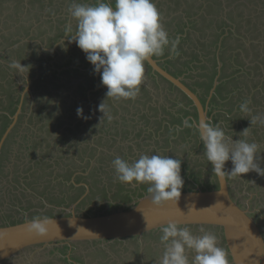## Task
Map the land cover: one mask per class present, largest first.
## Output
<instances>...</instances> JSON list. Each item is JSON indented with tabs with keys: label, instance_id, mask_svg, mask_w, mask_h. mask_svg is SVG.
I'll use <instances>...</instances> for the list:
<instances>
[{
	"label": "rangeland",
	"instance_id": "1",
	"mask_svg": "<svg viewBox=\"0 0 264 264\" xmlns=\"http://www.w3.org/2000/svg\"><path fill=\"white\" fill-rule=\"evenodd\" d=\"M181 1L177 3L179 9H182V5L189 8L196 3L193 0ZM197 1L195 7L197 12L202 14L204 12L206 15L216 13L217 17L221 15L217 10L221 3L225 7L222 13L227 17L229 23L233 22L228 19L227 12L233 9V18L238 23L223 29L230 33L234 45L236 38H241V40L263 38L264 42V0ZM0 2V9L6 15L3 16L4 19L0 23V64H4L2 66H7L9 69L8 75L0 69V110L4 106V102L10 104L7 98V89L20 102L23 98L22 107L25 103V108L23 112L21 111L24 114L13 123V127L16 124L15 130L12 132V128V137L7 138L8 145L4 154L0 156V225L21 222L27 218L59 215L63 212L66 213L67 210L70 212L74 204H76L75 212L77 214H102L109 210L114 211L126 207L125 203L131 200L137 201L143 195L150 193L147 192L150 187L147 182L122 183L116 178L112 166V160L116 156L131 163L142 154L168 155L182 161L181 176L184 179L182 191L218 187L212 166L203 154L204 146L194 123L197 115L191 117V112L195 108L190 99L181 91L171 87L170 83L162 80L152 71L149 72L150 75L147 74L149 68L146 67L144 81L148 77L151 79V76H156V78L150 83L151 93L148 94L147 91L138 93L139 97L141 95V99L138 96L130 101L107 99V86L102 85L101 77L100 75L97 77L98 73L96 72V87L86 89L84 86L81 93L75 92L83 81L88 88L89 85L85 82L86 79L83 80L84 75H75L72 69L93 70L94 67L86 59V53L69 38L75 34L76 30V21L68 12L69 6L74 2L72 0L53 1L54 3H50V7L46 9V14L43 13L44 19H40L35 11L38 9L37 7H40L41 1L8 0ZM17 3L20 8L15 12L14 6ZM45 3L47 4V2ZM86 3L89 2L83 0L77 2V4ZM211 3L212 6H210ZM7 5L12 8L8 9ZM210 7H212L211 10H209ZM49 8L51 12L47 14ZM14 19L19 21L14 23ZM61 19H65L66 23H70L72 26L66 27V40H63L64 36H62L54 41L55 27L46 25H51L53 20L61 21ZM168 21V24L172 26L179 24L178 19L170 18ZM40 24L43 25L37 28ZM15 25H20V27L16 29ZM163 25L165 24L163 23ZM188 28H191L189 24ZM15 29L22 34L21 37L25 39L24 41H28V38L34 36L30 42L31 46L27 47L29 50L24 48L25 52L21 56L17 50L11 51L14 46L18 45L11 44L17 38V36H12ZM210 32L205 35V48L203 45L201 53L212 47L207 42L212 35ZM3 33L5 35H2ZM52 34L53 37L48 39L47 44L44 40ZM253 35L254 37L258 35V37L254 39ZM39 36L44 38L40 39ZM195 40L196 38L192 35L182 41V46L184 45L188 51V54L185 53V57L191 58L189 53H198L197 49L200 51L199 46L201 48V45L197 42L198 47H196ZM49 44L53 45L49 46ZM59 45H61L60 49ZM226 48L227 55L234 54L233 45L226 46ZM54 52L58 53L54 54ZM13 61H20L25 66L23 72L9 67ZM57 61L68 62L56 67L54 63ZM247 61L246 67L238 68V73L235 75L238 80H243L240 77L241 73L247 72L249 75V72L253 71L255 74L257 68L260 67L258 64H252L253 62H250L249 59ZM230 62L232 64L229 65L228 70L233 72L238 66L234 65L233 60ZM68 63L69 65H67ZM176 65L181 67L183 63L176 61L175 65H172L177 70ZM198 70L195 68L196 72ZM198 75L196 74V77ZM201 78L202 76L193 79L194 83L196 80L200 82ZM262 81L264 82V79ZM247 82H254V80L248 78ZM160 83L161 86H159ZM164 84L167 87L166 90H163ZM195 85L198 86V84ZM140 90H142L141 87ZM200 92L205 102L207 95ZM262 93L264 94V91ZM236 95H238L236 99L239 103L234 98L233 101L227 99V101H222L223 106L221 102L220 105L215 106L212 112L209 110V115H212V117L209 116V123L213 126L219 124L226 137H232L234 141L241 138L248 142H256L260 152L258 163L263 168L264 126L253 125L248 129V135H243V130L250 127L251 122L249 119L246 122L243 117H238L244 116L240 107L237 108L243 100L242 93L237 92ZM243 95H246V92H243ZM62 98L63 100H61ZM48 100H51V103L48 104ZM104 101L107 106L106 111L111 116L110 120L104 117V114L99 110V105ZM45 102L47 105H44ZM115 106L118 108V112L111 109ZM259 106L262 109L260 112L263 111L264 105ZM81 107L87 119L77 115V109ZM224 110L225 112H223ZM50 113L57 117L51 118ZM254 115L259 114L254 111L252 116ZM11 117L13 122L14 115ZM186 120L191 126L184 125ZM62 147L67 149L60 151L59 149ZM225 166L230 171L233 166L231 160L227 161ZM228 175L233 197L243 208L249 210L264 233V176L256 171L235 177L231 176L229 172ZM76 183L80 185H75ZM122 202H124V206H118V204L122 205ZM133 203L127 204L126 208L131 207L129 205ZM201 228L216 236L218 246L225 250L229 264H233L223 243L220 230L199 226L189 229L194 235L199 236L204 234L200 231ZM154 233L147 234L146 246H156V249L161 250L163 246L161 239H158V236L154 239V235H152ZM132 240L137 244L126 245L121 242L120 244L105 240L94 243L79 242L77 246L73 245L76 243H72L71 246L68 244L50 246L36 252L31 251L35 254L26 264H65L67 260H74L75 256L81 257L84 264H135L136 262L150 264V259L145 258L146 251H143L144 256L140 261L134 260L139 258L136 255L145 245L143 242L140 243L138 237ZM127 242L129 243V241ZM188 255L191 257L194 255L192 250H188ZM106 260L110 261L105 262Z\"/></svg>",
	"mask_w": 264,
	"mask_h": 264
},
{
	"label": "clouds",
	"instance_id": "2",
	"mask_svg": "<svg viewBox=\"0 0 264 264\" xmlns=\"http://www.w3.org/2000/svg\"><path fill=\"white\" fill-rule=\"evenodd\" d=\"M68 12L76 21L75 34L69 37L70 41L86 53L94 72L100 74L102 85L107 86V99L135 98L144 81L145 62L153 56L164 55L165 47H169L170 54L176 53L180 43L179 36L170 41L153 0H115L114 7L104 0H96L95 4L73 3ZM9 67L23 72L25 66L20 61H13ZM250 103L245 101L240 105V110L251 122V126L243 130L244 136L253 125L264 126V114L250 115ZM106 108L105 101L99 105L104 117L110 120ZM77 115L87 119L82 107L77 109ZM184 125L191 126L187 120ZM197 128L204 146L203 154L218 177L224 178L229 160L233 166L227 171L233 177L250 171L264 176V168L258 163L260 152L256 142L241 138L234 141L232 137H226L219 124L213 126L204 120L199 121ZM181 163L180 159L159 154H142L131 163L120 156L112 160L120 182L150 184L148 191L156 205L177 204L180 199L184 186ZM50 223L48 218H33L27 228L29 232L44 235ZM200 231L204 234L197 236L188 227H179L177 221H169L162 227L160 239L164 251L160 264H229L216 236L203 228ZM188 250L194 253L191 259Z\"/></svg>",
	"mask_w": 264,
	"mask_h": 264
},
{
	"label": "water",
	"instance_id": "3",
	"mask_svg": "<svg viewBox=\"0 0 264 264\" xmlns=\"http://www.w3.org/2000/svg\"><path fill=\"white\" fill-rule=\"evenodd\" d=\"M146 62L155 75L170 82L191 100L197 114L194 120L196 127L201 120L209 122L208 106L197 92L181 77L162 67L154 57ZM21 102L14 114V121L1 138L0 153L13 123L22 111ZM215 176L218 187L181 191L177 204L166 202L156 205L152 202V193L143 195L129 208L102 214H77L74 204L70 212L67 210L59 215L38 218L52 221L44 235L28 231L27 225L32 220L28 218L0 225V264H26L36 251L50 246L143 237L162 230L163 226L173 220L178 222L179 227L199 226L220 230L233 264H264V233L261 226L249 210L243 208L233 197L226 172L223 179L216 174ZM33 250L35 252H31Z\"/></svg>",
	"mask_w": 264,
	"mask_h": 264
},
{
	"label": "crops",
	"instance_id": "4",
	"mask_svg": "<svg viewBox=\"0 0 264 264\" xmlns=\"http://www.w3.org/2000/svg\"><path fill=\"white\" fill-rule=\"evenodd\" d=\"M27 1H29V0H27ZM30 1H32V0H30ZM53 1L54 2H57V1L58 2H65V0H57V1L56 0H42L43 5H42V3H40V8L37 7L38 9L35 10L38 13V16L40 17V19H44L45 15H43V13L46 14V9L48 7H50L49 5ZM72 1L74 3H77V2H80L82 0H72ZM83 1L89 2L86 4H95L96 3V0H83ZM193 1L198 3L197 0H193ZM45 2H47V4ZM104 2H109L114 7L115 0H104ZM153 2L155 3V5H157L156 7L161 14V23L165 24L163 26L168 33L170 41L175 39L178 35L180 37V43L177 47L176 53L170 54L169 47H165L164 55L153 56V57L155 59H157L158 62L161 64V66L164 67L166 70H168L170 73H172L173 75H175L177 77H181L183 79V81L191 89H193L195 92H197L199 95L201 94L200 91H202L205 96L207 95L205 102H204V99H202L201 95H200V97H201L203 103L207 104V106H208V115H209V110H211L210 112H212V110L215 109V106L220 105L222 101H225V100L227 101V99H232V101H233V98H234V100L237 101L236 98L239 95V94L236 95L237 92H240V94L242 93V100L244 102L245 101H251V103L249 104V107L252 110L250 115H252L254 111L258 114H264V110L260 112V110H262V109L259 106V105H264V94L262 93L264 91V82L262 81V79H264L263 57L259 58L258 56L254 55V51H252L251 53H247L241 47L240 48L237 47V46H239V44L244 43V47L250 48V43H251L250 40L251 39L250 40H245V39L241 40V38H236L234 40L235 45H233L234 46V54H231V55L228 54L227 55L228 51H227L226 46H231V45L226 43L224 46H222L223 45L222 42H224L223 36L219 35L218 37H216V34L218 33V32H216V31H218V25L222 24L223 20L229 24V26L224 25L223 28H226V29L230 28L231 23L228 22L227 17H225L224 13H222L223 11H221L220 12L221 15L219 17H217L215 15L216 13H214V15H209V14L206 15V14H204V12H203V14L197 12L195 9L196 3L194 5H191V7H189V8L186 6L183 7V5H182V9H179V7L177 6V3L182 2L181 0H153ZM210 6H212V3ZM62 9L65 10L64 8H62ZM211 9H212V7L209 8V10H211ZM48 11L49 12L47 14H49L51 12L50 8ZM213 11L215 12V10H213ZM227 14H228V12H227ZM170 18H172L173 20L178 19L177 22H179V24L178 25L175 24L174 26L169 25L168 19H170ZM217 18H220V19H217ZM62 21H64V22H62ZM202 21H204V22H202ZM31 24L33 25V23H31ZM188 24L191 26V28H188ZM51 25H53L55 27L60 25L61 27H64V28H66L67 26L69 28V25L72 26L70 23H66L65 19H61V21L53 20ZM207 28L209 29L208 31H207ZM65 31H66V29H65ZM209 31H211L210 34H212V35L209 37L210 38L209 40L207 39L208 40L207 42L212 47L208 48V51H206V52L204 51V53H201V49H202L203 45L205 48V41H206L205 35ZM227 32L228 31H225L226 35L228 34ZM66 35H67V32H65L63 36L66 37ZM192 35L196 38V40H195L196 47H198V45H197V42H198L201 45V48L199 46L200 51L197 49L198 53H195V52L192 54L189 53V55H191V58H190V57L184 56L185 53L188 54V51H187V49H185L186 47H184V45L182 46V41H184L186 39V37H188V36L191 37ZM215 38H217V39L215 40ZM47 40L48 39L46 38V40H44V41H47ZM232 41L233 40L231 38L229 40V42H232ZM221 53H223V55ZM237 54H239L238 58H235L237 56ZM229 57H230V59H229ZM247 59H249L250 62H253L252 64H258L260 67L257 68L258 70L255 72V74L253 71L249 72V75L247 74V72H243V73L240 72L242 74V75H240V77L243 80H238L235 75L238 73V68H240V66H245V64H247V62H248ZM231 60L234 61V65L236 64L238 66L237 68L234 69L233 72H229V70H228L229 65L232 64V62H230ZM176 61L183 63V66H181V67L176 65V68L179 71L178 73H177V70L172 67L173 64L175 65ZM144 67H145V74L147 72L146 67L149 68V71L147 74H149L150 71H152V73L154 74L153 70L151 69V67L149 66V64L147 62H145ZM179 68H181V69H179ZM195 68L199 69L198 72L195 71ZM196 74H199L197 77L202 76V78H201L200 82L196 80V82L194 83L193 79L197 78ZM99 75L100 74L98 73L97 77ZM251 76H253V78H251ZM151 77H152L151 79L148 77L145 79V81L142 82L143 85L146 87L145 90L149 91L150 93L152 92L151 91L152 88L150 87V83H152L153 79L156 78V76H151ZM158 77H160L164 81H167L164 78H162L161 76H158ZM248 78L253 79L254 82H250V83L247 82ZM168 83H170V82H168ZM195 84H198V86ZM170 85H172V84L170 83ZM159 86H161V83ZM172 86H174V85H172ZM164 89L165 90L167 89L165 84H164L163 90ZM241 89H243V90H241ZM212 90H214L213 93H212ZM243 92H246V95H243ZM248 93H250V94L248 95ZM243 101H242V103H243ZM240 105H238L237 108H239ZM222 106H223V102H222ZM223 112H225V110ZM196 115H197L196 110L191 112V117L192 116L196 117ZM245 115L246 114L244 113V116H238V117H240V118L243 117V120H245L246 122L248 119L250 121V118L245 117ZM19 117H20V115H19ZM210 117H212V115ZM10 125L11 124H9L7 126L6 130L8 129V127ZM254 126H258V124L254 125ZM15 127H16V124L14 125L13 130ZM6 130H5V132H6ZM10 134H11V132H10ZM10 134H8L7 138L9 137ZM7 138L5 139V141L3 143L2 150L5 146ZM252 138H254V136H252ZM2 150H1V152H2ZM75 185H80V184L76 183ZM147 192H149V191H147ZM131 202H135V201L131 200V201L125 203L126 207H128L127 204H129ZM123 204H124V202H122V205L118 204V206H124ZM131 205H129V206H131ZM122 208H124V207H122ZM107 212H110V210ZM78 214H81V213H78ZM160 233H162V230L155 231V233L152 234V235H154V239H156L157 238L156 236L159 235ZM144 236L141 238H139V237L138 238H139L140 243L143 242V244L146 246V244H147L146 243V237H144ZM134 238H136V237H134ZM132 239L133 238H127L125 240H119V243L121 242V243H124L126 245H130V243L137 244V242H133ZM127 241H129V243ZM152 244H155V243H152ZM145 246L141 247V250H143ZM67 261H65L66 262L65 264H71L70 261H68V262ZM74 261L77 262L76 264H84V261L81 259V257H80V260L75 259Z\"/></svg>",
	"mask_w": 264,
	"mask_h": 264
},
{
	"label": "trees",
	"instance_id": "5",
	"mask_svg": "<svg viewBox=\"0 0 264 264\" xmlns=\"http://www.w3.org/2000/svg\"><path fill=\"white\" fill-rule=\"evenodd\" d=\"M0 1H8V0H0ZM19 2H21V0H18ZM38 1H41L42 2V0H38ZM1 3V2H0ZM42 5H43V2H42ZM8 7V9H11L12 8V6H9V5H7ZM11 7V8H10ZM20 8V6L18 5V3L14 6V10H15V12H17L16 10H18ZM40 8V7H39ZM42 8V7H41ZM217 10H219L220 12L221 11H224V6L220 3L219 4V8L217 9ZM233 9L232 10H230L229 12H228V14H229V19H230V21L231 22H233V23H231L230 24V26H232V24L233 25H235L236 23H238L234 18H233ZM5 14H4V11L2 10V9H0V23H1V21H2V19H4L3 18V16H4ZM8 15V14H7ZM6 16V15H5ZM10 17L12 16L11 14L9 15ZM19 20H17V19H14V23H16V22H18ZM12 25H13V23H12ZM43 24H40L37 28H40V26H42ZM224 25H228L229 26V24L227 23V22H225L224 20L222 21V24H220V25H218V31H216V32H218L217 34H216V37H218L219 35H222L223 36V40H224V42H222L223 43V45L222 46H224L226 43L227 44H229V45H234L232 42H229V40H230V38H231V36H230V33H228L227 35L225 34V31L223 30V27H224ZM46 26H53V25H46ZM238 26V25H237ZM15 27H16V29L18 28V27H20V25H15ZM55 27V26H54ZM14 30L13 32H12V36H17V38L15 39V40H13L12 42H11V44H13V45H15V44H18V45H16V47L14 46L13 48H12V50L11 51H18L19 52V54H20V56H21V54L22 53H24L25 52V50H23L24 48H27V47H30L31 46V40H33V38H34V36H33V38H28V41L26 40V41H24L25 39L23 38V37H21V35L22 34H20L17 30ZM65 29L66 28H64V27H61L60 25H58V26H56L55 27V30H56V33H55V37L53 38V40L55 41V40H57V39H59V38H61L63 35H64V33H65ZM1 30V29H0ZM36 31V30H35ZM53 33H54V31H53ZM2 35H5L4 33L2 34ZM40 37V36H39ZM53 37V34L52 35H50V36H47V39H49V38H52ZM258 37V35H256L255 37H254V35H253V38L254 39H256ZM41 39H43L44 37H40ZM217 38H215V40H216ZM250 40V39H249ZM251 41V43H250V48L249 47H244V43H242V44H239V46H237L238 48H242L244 51H246L247 53H251L252 51H254V55H256V56H258L259 58H261V57H263V61H264V42H263V38L262 39H258V40H250ZM47 42V44H48V40L46 41ZM50 43V42H49ZM263 43V44H262ZM71 44H73V43H71ZM262 44V45H261ZM53 44H49V46H52ZM59 47V49H60V47H61V45H59L58 46ZM28 50H29V48H27ZM20 50H22L21 52H20ZM56 53H58V52H54V54H56ZM49 54V53H48ZM222 55H223V53H221ZM238 55L239 54H237V56L235 57V58H238ZM263 55V56H262ZM18 58H19V56H18ZM20 59V58H19ZM240 59V58H239ZM59 61H60V58H59ZM59 61H57L56 63H54V65L57 67V66H61V65H63V64H65V63H67L68 61H65L64 63H60ZM2 65H4V64H2ZM1 64H0V69H1V71H3L4 73H6V75H8L7 73H8V71H9V69H8V67L6 66V67H3ZM67 65H69V63L67 64ZM94 67V66H93ZM56 70V69H55ZM72 70H74V74L75 75H78V76H83V80L84 79H86L85 80V82L89 85V88H88V86L84 83V81L82 82V84H80V85H78V87H77V91H75V92H78V93H81V91H82V89L84 88V86L86 87V89H93L94 87H96L97 86V84H96V82H95V78H96V74H95V72H93V70L91 69V70H87V69H85V70H78L77 68H73ZM57 72V71H56ZM11 73V72H10ZM7 77V76H6ZM140 87H141V89L142 90H140V91H143V92H145V91H147V90H145L146 89V87L143 85V83L140 85ZM171 87H173L174 89H175V86H172L171 85ZM10 90V89H9ZM16 92L18 91V90H15ZM7 93H8V96H7V98H8V100H9V102H10V104L8 105V104H5V102H4V106L1 108V110H0V138H1V135H3L4 134V132H5V130H6V128H7V126L12 122V117L11 116H13L16 112H17V109H18V103L20 102L18 99H15V95L14 96H12V93L10 92V91H8V89H7ZM96 93V92H95ZM140 93V92H139ZM147 93H149V91H147ZM86 96V95H85ZM138 97H139V94L137 95ZM186 96V95H185ZM150 97V96H149ZM187 97V96H186ZM151 98V97H150ZM188 98V97H187ZM135 99V98H134ZM139 99H141V95H140V97H139ZM61 100H63V98L61 99ZM126 100H132V98H129V99H126ZM27 102V101H26ZM141 102V101H140ZM47 103L49 104V103H51V100H48L47 101ZM47 103L45 102L44 103V105H47ZM24 108H25V103H24V105H23V107H22V112H23V110H24ZM111 109H113V111H117L118 112V108L115 106V107H111ZM112 111V112H113ZM24 113H21L20 114V116H22ZM113 114V113H112ZM51 118L52 117H57V116H55V114H53V113H50V115H49ZM123 117H125V116H123ZM80 124V123H79ZM15 130V129H14ZM13 130V131H14ZM12 131V132H13ZM10 137H12V133L9 135V137H8V139L10 138ZM87 138V137H86ZM7 139V141H6V143H5V146H4V148H3V150H2V153L4 154V152H5V150H6V147H7V145H8V142H9V140ZM65 149H67V148H64V147H62V148H60L59 150L61 151V150H64L65 151ZM66 152H68V151H66ZM73 186H75L74 184H73ZM216 234H218L217 232H215ZM152 246V245H151ZM143 251H146V254H145V258H148V259H150V264H160V260H161V257H162V254H163V251H164V246L162 247V249L161 250H158V249H156V246H154V247H147V246H145L144 247V249L143 250H141L140 249V253L138 254V255H136V256H139V258H135L134 260H136V261H140V259H142L143 258V256H144V254H143ZM159 251V252H158ZM188 254V253H187ZM189 256V259H190V255H188ZM156 258H157V260H156ZM75 259H77V260H80V257L79 256H75ZM106 262V261H105ZM154 262H156V263H154Z\"/></svg>",
	"mask_w": 264,
	"mask_h": 264
},
{
	"label": "flooded vegetation",
	"instance_id": "6",
	"mask_svg": "<svg viewBox=\"0 0 264 264\" xmlns=\"http://www.w3.org/2000/svg\"><path fill=\"white\" fill-rule=\"evenodd\" d=\"M1 155H3L2 152L0 153V156H1ZM225 167H226V166H225ZM227 170H228V168L226 167L225 172H226V174H227V176H228V179L230 180V177H229V175H228V171H229V170H228V171H227ZM72 189H73V188H72ZM231 192H232V188H231ZM146 235H147V234H145L144 237H146ZM161 235H162V233H160L159 235H157V236H158V239L161 237ZM157 236H156V237H157ZM131 238H134V237H131ZM139 238H141V237H139ZM111 242L119 243V240H114V241H111ZM93 243H94V242H93ZM73 245L77 246V244H73ZM95 245H96V244H95ZM163 246H164V245H163ZM163 246H162V247H163ZM99 251H101V250H99ZM74 260H75V259H74ZM74 260L72 259V260L70 261L71 264H76V263H77V262H75ZM156 260H157V258H156ZM108 261H110V260H106V262H108ZM154 263H156V262H154ZM115 264H118V263H115ZM135 264H139V263L136 262ZM140 264H141V262H140Z\"/></svg>",
	"mask_w": 264,
	"mask_h": 264
}]
</instances>
